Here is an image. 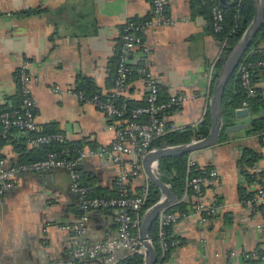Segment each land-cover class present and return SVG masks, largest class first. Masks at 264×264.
<instances>
[{
    "label": "crops",
    "instance_id": "crops-1",
    "mask_svg": "<svg viewBox=\"0 0 264 264\" xmlns=\"http://www.w3.org/2000/svg\"><path fill=\"white\" fill-rule=\"evenodd\" d=\"M167 14L173 22L149 29L150 51L144 54L138 47L132 63L148 60L165 97L199 92V97L166 114L169 120L196 126L210 107L221 45L212 29L211 7L200 0H168ZM152 16V0H0V109L20 104L19 67L27 59L36 131L54 128L70 145L110 149L117 135L110 119L68 89L78 90L81 82L89 81L91 89L109 95L125 23ZM260 46L264 51V39ZM254 82L264 92V70L256 72ZM147 93L146 79L140 75L132 76L122 92L133 104L144 103ZM250 119V111L236 115L232 124L244 126L229 131L230 139L190 152L199 166L218 169L216 183L206 186L202 197L224 205L207 221L192 209L172 224L170 233L182 243L171 247L163 259L159 256L162 264H248L246 252L264 249V208L242 202V193H253L256 185L242 177L238 166L243 148L248 147L261 154L253 168L264 169L261 135L246 133ZM10 135L0 147L7 165L17 161L20 153L14 143L26 133L15 129ZM136 158V153L126 156ZM79 169L82 182L95 186V193H117L115 179L122 165L108 152L85 157ZM146 180L142 171L130 180V190L140 192ZM71 182L70 170L63 166L23 171L15 185L0 194V264H67L71 248L82 240L72 229L63 228L80 215L79 195ZM185 199L194 204L198 200L190 192ZM117 227L114 208H97L91 211L85 237L103 240ZM254 258L264 264V258ZM75 264L108 263L101 255Z\"/></svg>",
    "mask_w": 264,
    "mask_h": 264
},
{
    "label": "built area",
    "instance_id": "built-area-1",
    "mask_svg": "<svg viewBox=\"0 0 264 264\" xmlns=\"http://www.w3.org/2000/svg\"><path fill=\"white\" fill-rule=\"evenodd\" d=\"M168 0H152L153 16L143 20H128L121 34V48L117 61V75L113 85L111 95L104 97L100 92L88 93L84 89H68L80 100L93 104L102 110L110 119V127L116 130V138L112 142L110 149L84 147L76 155L67 156L63 150H51L45 157L15 163L6 164L4 157H0V194H4L15 185L16 176L23 171L37 172L57 166L67 167L70 170L72 182L71 189L79 195L80 215L72 224H65L63 228L72 229L82 240L70 250L67 264H75L79 260H94L103 255L108 264L116 263L121 257L135 253H146V246L141 234V220L145 213L143 205L149 189V178L143 184L141 194L133 193L130 190V180L137 177L144 170L145 156L160 147H176L182 144H162L154 145L157 136L168 133L172 130L185 128L186 126L176 121L169 120L167 115H161L163 111L171 107L179 108L191 99L200 96L199 92L172 94L166 100L160 99V85L158 78L146 58L141 59L137 72L146 79L148 93L146 103L128 108L127 102L118 103L116 97L120 96L126 88L130 76L134 70L132 65V53L138 47L144 54H148L150 47L146 42V33L154 25L171 24L172 18L167 14ZM213 26L216 31L223 27L225 14L223 9L214 4L212 6ZM225 45V42L223 43ZM221 46V52L223 49ZM28 60L24 59L20 63L19 77L21 86V105L8 110L0 111V134L4 130L17 129L26 133V138L30 144H44L51 141L64 142L66 136L59 131L31 134L37 129L35 100L32 95L30 85L31 74L28 69ZM257 66L264 69V58L254 60H241L239 69L241 72V84L248 94L256 93V84L253 82L252 67ZM60 87L57 86L56 90ZM210 99V97H209ZM208 110V109H207ZM206 114V113H205ZM204 114V115H205ZM147 115L148 119H140ZM203 119V117H202ZM2 129V130H1ZM200 138L193 136L190 142H195ZM264 146V133L261 137ZM109 154L111 160L122 165V169L116 176L115 184L118 194L114 196H99L92 194V186L82 183V175L79 169L80 162L87 156ZM136 153L135 160H128L126 156ZM194 160H189V165H193ZM255 169V168H253ZM153 172L160 177L161 171L159 161L154 163ZM147 176V175H146ZM219 171L216 167H211L207 173L193 175L187 180V191L194 192L198 200L193 208L199 214L201 221H207L209 214H212L224 205L221 203H208L202 197L204 188L216 183ZM244 178V176H242ZM161 178V177H160ZM169 184V183H168ZM170 185V184H169ZM256 191L252 196L244 197L242 202L248 205L261 204L264 208V182L255 181ZM114 208L117 215V231L113 235L103 240L91 241L85 236L89 229L91 211L97 208ZM177 211L162 209L158 216V234L162 254H166L171 247L182 243L180 238L171 241L167 239L166 227L177 223L182 217L187 215ZM148 241L153 244L151 237ZM116 252H122L118 256ZM248 264H257L254 256L264 258V249L254 253L246 252ZM154 264H162L158 259Z\"/></svg>",
    "mask_w": 264,
    "mask_h": 264
},
{
    "label": "trees",
    "instance_id": "trees-1",
    "mask_svg": "<svg viewBox=\"0 0 264 264\" xmlns=\"http://www.w3.org/2000/svg\"><path fill=\"white\" fill-rule=\"evenodd\" d=\"M201 3L206 4L208 7H211L214 4L219 5L225 14L223 27L216 31L213 26V16L211 14V22H212V29L215 33L216 38L223 45L222 53L218 58L216 63V73L214 76V81L217 78L220 69L222 68L227 56L233 49V47L237 44L241 36L243 35L244 31L248 27L249 23L254 17L255 14V0H200ZM264 39V23L255 36L254 40L251 42L249 47L247 48L242 61L245 59H258L264 58V51L260 46L261 41ZM120 54V51H119ZM118 54V57H119ZM118 59V58H117ZM142 61H139L136 64H133V72L130 76H139L140 74L137 72V67L140 65ZM259 70H264L261 67L254 66L252 67L253 72V82L255 78V74ZM117 75V72H116ZM116 78V77H115ZM115 82V80H114ZM255 83V82H254ZM114 85V84H113ZM89 81L81 82L79 85V89H84L88 93L98 92L95 91L96 89H91ZM102 94V93H101ZM103 95V94H102ZM111 95V93H110ZM107 95H104L106 97ZM170 96L165 97L162 95L160 91V99H168ZM22 98V95H21ZM147 98V96H146ZM116 101L118 103L127 102L128 108L131 109L138 105H143L146 101L142 104H133L130 100L126 99L123 94L117 96ZM21 105V102L18 106ZM16 106V107H18ZM246 106L248 107L251 119L249 120V124L246 128L247 135L250 134H259L263 135L264 133V92L261 88L256 86V93L248 94L246 89L241 84V72L238 68L231 76L229 82L226 85L224 96H223V109H222V118H223V125L220 131V136L218 142H224L230 139V132L226 130V127L231 125L234 121L236 116V109ZM13 108V107H12ZM11 108H4L0 109V111L8 110ZM175 107H171L166 111H163L161 115H165L171 113ZM141 120L145 121L148 119L147 115H143L140 117ZM211 128V113L210 107L208 108L206 114L204 115L203 119L196 125V126H186L185 128L172 130L168 133L159 135L154 140V145L160 146L164 143L166 144H184L188 143L192 140L193 136H197L199 138H203L208 135ZM2 130V129H1ZM15 129L4 130L0 134V147L8 141L11 137V132ZM57 131L54 128H46L43 132H37L36 130L31 131V134L37 133H46V132H55ZM27 138L24 136L19 140H15V147L16 150L20 153L17 161L15 163H21L25 161L36 160L42 157H45L47 153L51 150H63L64 154L71 157L77 154V152L84 148L83 146H75L70 145L66 140L64 142L59 141H51L49 143L44 144H32L29 146ZM95 148V147H94ZM34 153V154H33ZM0 157H3V154H0ZM261 154L256 152L255 150L244 147L242 154L238 160V166L240 171L242 172V176L248 182H255V181H262L264 182V169H253V167L257 166V161L260 159ZM190 160V152H182L173 155H166L163 156L159 160V168L161 171V179L166 183H169L172 190L177 196L176 201L167 206L165 210L169 211H177L180 214L188 213L190 210L193 209L195 206L194 203L189 202L185 199V194L187 191V180L193 175L204 174L209 171L210 168L201 167L198 163H194L193 165H189ZM243 179V180H244ZM84 183V182H82ZM86 185L92 186V194L99 195V196H106L97 194L95 186L91 183H84ZM143 191V187H141V191L137 194H141ZM256 191V190H255ZM255 191L252 193H242V198L252 196ZM190 193H194L190 191ZM118 194V189L117 193ZM114 196V195H111ZM107 197V196H106ZM109 197V196H108ZM161 198V189L160 187L153 183L151 180L149 181V189L146 195V199L143 205V210L145 211L147 208L155 204ZM261 205V204H257ZM262 206V205H261ZM263 207V206H262ZM170 226L166 227L167 239L171 241L176 236H173L170 233ZM149 237H151L154 247L158 252V256H163L167 254H162L161 245H160V237L158 234V218L156 221L151 225L149 228ZM169 252V251H167ZM145 255L143 253H135L130 254L125 257H122L114 264H144ZM161 261V258H160Z\"/></svg>",
    "mask_w": 264,
    "mask_h": 264
},
{
    "label": "water",
    "instance_id": "water-1",
    "mask_svg": "<svg viewBox=\"0 0 264 264\" xmlns=\"http://www.w3.org/2000/svg\"><path fill=\"white\" fill-rule=\"evenodd\" d=\"M264 23V0H255V14L243 35L233 47L227 56L219 74L214 82L212 97L210 101L211 128L207 136L200 138L195 142H188L176 147H160L149 152L144 159V170L153 183L161 189V198L144 213L141 220V234L146 246L144 264H154L159 259L158 252L154 245L148 241L149 228L156 221L162 209L176 201L177 196L171 186L156 176L153 172L154 163L159 161L163 156L173 155L182 152H191L196 149L205 148L215 144L219 140L220 131L223 125L222 109L223 96L227 83L231 76L238 68L247 48L254 40L255 36ZM248 108L242 107L236 109V115L247 114ZM244 126V124H232L226 127L227 131L235 130ZM46 171V170H45Z\"/></svg>",
    "mask_w": 264,
    "mask_h": 264
}]
</instances>
